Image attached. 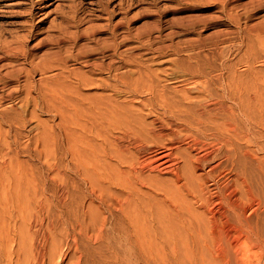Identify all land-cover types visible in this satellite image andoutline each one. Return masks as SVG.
<instances>
[{
  "label": "bare ground",
  "instance_id": "obj_1",
  "mask_svg": "<svg viewBox=\"0 0 264 264\" xmlns=\"http://www.w3.org/2000/svg\"><path fill=\"white\" fill-rule=\"evenodd\" d=\"M4 1H9L8 5L11 7L24 5L27 1L31 9L38 5L36 12L34 9L28 12L29 17L35 19L42 10L43 2L48 3L46 7H51L57 0H37L35 2L21 0L18 3H14L15 0H0V3ZM239 1L225 0L220 6L223 7L226 18L234 22L241 33L237 41L238 47L234 45L239 50L255 51L257 46L264 44V18L259 22L248 20L253 17V13L246 12V10L245 19L247 20L241 24L240 19L243 15L240 14L239 17L238 12L237 14L233 12V9L239 7ZM75 6L71 11L72 19L77 17L78 11L80 12V10L75 11ZM84 11L86 9H83ZM67 14L59 12V15H56L60 17L61 22L51 27L50 31L53 30L58 35H53L55 38L50 40L52 43L48 40L55 48L48 51L49 53H44V57L40 54L42 57H38V62H35L37 55L32 52L34 49L24 50L22 44L18 49L15 50V45L14 50L12 48L5 52L6 55H0V205L5 190L15 193L17 199L25 196V205L27 207L34 205L36 208L33 215L29 213L32 215L29 221L34 220L40 230L43 228L40 214L44 211V204L49 214L50 212L52 214L54 209L56 213L52 216L56 215V219H53L56 223L52 222V225L48 223L51 228L48 227L46 230L50 234L48 237L43 236L45 238L43 243L46 246V243L51 241L53 233V237L58 239V242L54 240L58 243L56 251L64 245L63 238L67 240L72 237L75 242V239L79 237L75 235H80L89 242L97 243L101 256L109 260L106 263L101 259H95L93 255L98 248L94 249L86 245L84 250L88 258L85 261L89 264H147L146 251L149 245H156L157 248H155L161 251L160 254L167 251V259L170 263L165 262L166 264H242V262L245 264L242 247L240 248L242 236L253 241L255 245H259L258 248L261 245L264 250V236L262 238L260 224L257 220L252 221L246 217L245 210L240 204L241 197L238 194L240 192L237 190L239 189L238 184L245 183L248 177L250 179L259 171L261 159L256 152L264 151V143L263 141L259 143L257 139L264 140V133L261 131L264 130V111L263 107L256 109L255 105L245 103L241 97L236 95L233 82L225 79L222 74L218 73L219 77L212 78L213 71L226 68L224 62L226 49L224 50L223 47L215 49V56L211 54L212 61L210 56L208 57L199 50L200 46L195 48L191 45L187 49L185 52L187 65L178 82L185 85L189 83L191 87L190 90L187 88L176 90L175 93L180 94L178 100L168 96V91L164 90L165 86L158 88L155 83L159 81L153 83L154 86L150 81L151 85L147 87V84H150L148 82L146 94L143 93V96L148 95V100L142 101L140 98L147 110L145 113L141 111V115L152 117V120L147 122L146 118L135 114L136 111L140 113L136 108L133 109L136 106L126 104L129 100L134 98L136 100L137 93H139L137 85L131 81L133 78L130 79L127 73L116 72L120 67L118 70L115 69L116 71L113 67L116 61L115 51L119 44L117 38L120 37H117L116 29L120 22L119 24L113 23L110 39L101 41L96 39L98 42L90 46L86 44L87 47L81 42L82 38L92 41L98 29L87 32L85 28L86 32L81 31V33L78 30L73 33V29L71 33L70 28L64 24L68 20ZM76 22L79 24L80 21ZM36 27L29 31V37L38 35L39 28ZM129 33L123 36L124 43L131 37ZM140 36L142 35L137 34L136 38L140 39ZM23 40L25 41L22 39L20 42ZM99 48L113 50L110 54L112 57L108 58L107 62H104L105 59H99V56H91ZM169 49L176 52L182 51L172 44L158 46L155 51L159 53ZM87 54L90 57L86 58ZM19 57L28 60V67L25 61L16 60ZM81 57L86 67L84 72L76 68V64H80ZM69 62H73L72 65L76 66L69 67L71 65ZM49 71L53 73L34 79V74L39 72L41 75ZM105 73L109 76L108 81L98 82L104 79L102 75ZM11 82H16L18 85L8 89V84ZM141 87L143 89V86ZM86 89H100L102 93H97L98 95L92 98L89 96L91 98L89 99L83 93ZM191 90L195 96L191 95ZM106 91L114 95L105 94ZM118 94L123 95L121 97L123 99L119 100ZM21 101L33 105L34 109L29 114L32 119H36L39 129L38 136H35L34 141L29 138L26 147L32 143L36 145L35 141L38 142L41 136H49L52 127L47 121L40 120L35 110L59 117L60 124L70 123L80 126L82 149L80 148V166L75 167V173L80 179V184L82 183L85 187L84 198L89 199L91 204L92 202L96 204L93 205L94 208L90 205L83 209L80 221L75 225L70 222L64 210L66 204L64 198L69 188L66 180L59 175L46 176V178L44 174L35 178L31 176L30 179L34 181L28 182V187L24 192L20 184L22 180L19 177L21 173L19 162L17 163L16 157L3 153L1 125L8 124L9 118L13 120L10 112L15 113L17 118L19 117V123L27 119L20 117V110L15 108L14 104ZM24 115L25 113L22 114ZM79 117L80 123L78 122ZM19 126L24 125L19 124ZM20 152L31 154L29 149ZM250 155L253 157L250 158ZM6 159H9L8 163ZM217 160H224V166H221L220 162L213 163ZM47 167L53 168L49 164ZM204 168L207 170L204 171ZM156 171L171 174V177L166 179L156 174L153 175ZM223 171L233 175L232 181L235 182L236 190L228 182L222 181L221 183L216 179L219 174L224 175ZM4 176H7L5 178L7 184L3 181ZM48 179L55 185L49 186ZM27 207L22 209V212ZM253 214L258 216L257 210H253ZM224 225L231 226L233 231L228 232L223 228ZM36 232L30 235L31 241L32 239L34 241ZM201 245L202 247L199 248ZM21 248L19 247L16 253L17 264L22 254ZM31 251H33V246ZM153 251L156 250L153 249ZM12 254L9 251L3 254L0 244V259L7 257L8 264H11L15 261L12 260ZM149 254L150 252L148 256L158 257L156 252V256ZM161 256L160 260L164 261L165 259ZM153 257L150 260H154ZM164 257L166 258V255ZM154 262L153 264H159L157 261ZM255 262L253 264L259 263ZM261 264H264V261Z\"/></svg>",
  "mask_w": 264,
  "mask_h": 264
},
{
  "label": "rangeland",
  "instance_id": "obj_2",
  "mask_svg": "<svg viewBox=\"0 0 264 264\" xmlns=\"http://www.w3.org/2000/svg\"><path fill=\"white\" fill-rule=\"evenodd\" d=\"M19 1L21 0H15L14 3H18ZM33 1L35 2L37 0H33ZM221 1L222 0L219 1L218 0L215 1L214 0L213 1L212 0H97V1L75 0L74 2V0H57L51 7H46L48 3L46 4L45 2H43V4H41L42 10L35 19H31L28 15V12L33 9L34 12H36L39 8L38 5H35L34 7L32 6L33 8L31 9V6L29 5V3H27L29 1H27L26 4L24 5H20V6L16 5L11 7L8 5L9 1H4L0 3V45H1L0 55L1 56H3V54L6 55L5 54L6 51H10L12 50V48L14 50L15 45H16L15 48L16 50L20 47V44H22L24 50H28L31 48L34 49V51L32 52L36 53L35 55H37L35 62H38L39 61L37 60L38 57L39 58L42 57L41 56L42 54L44 57L45 56L44 53L45 54L49 53L51 50L55 48L52 47L53 45H51L48 42V40L50 41L53 38H55L53 37V35L54 36L58 35L57 32L53 30H51L52 31L51 32L50 29H52L51 27H53L57 23L61 22L60 17L56 16L59 15V12H63L65 14L68 13L67 14L68 20L64 24H66L68 28H70L69 31L71 33L73 29H74L73 33L75 32V30L80 31L81 33V31L86 32V30H88L87 32H89V30L92 31V29L94 30L98 29L97 31L99 33L98 32L96 33L95 38H93L92 41L82 38L81 42H83V44L85 43V45L89 44V46L94 42H98V40L96 39H100V41L105 39L106 40L110 39L109 37H111V29L114 26L113 23L119 24L120 22L119 27L116 29L117 37L119 36L120 37L117 38L118 40L117 42H119V44L117 46L118 48L116 49L117 51H115L114 59L116 61H114L113 67L114 70L115 69L118 70V68L120 67L118 71L116 70L115 71L118 72L119 74L127 73L128 77L130 76L129 77L130 79L133 78L131 80L133 84L137 85L136 86V88L138 87L137 92H139L137 93L138 97L136 96V100L135 98L133 99L135 102L133 100H129L127 101L126 104L129 103V105L131 106H136L133 107V109L136 108V110L140 111V113H138L137 111L135 113L137 115L139 114L138 116L144 117V115H141V111H144L142 113L147 112V110L143 106L142 101L143 100L147 101L148 95L143 96V93L145 92L144 94H146V88L151 85V82L152 85L154 86L153 83L159 81L156 82L155 85L157 84L156 86L160 89L165 86L164 90L165 91L167 90L168 96H171V99L174 100H178L177 98H180V94L177 95L175 93L176 90L180 91L181 89L182 90L185 88L189 89L191 87L190 86L191 84L189 83L185 85L184 83L178 82V80L182 78L183 69L185 68V65H187L185 52L187 51V49L191 47V45L192 46L194 45L195 48L196 46L198 47L200 46L199 50L202 53L204 52L203 54L207 55L208 57L210 56L209 58L211 61L213 60L212 56L213 57L215 56L216 53L215 49L217 50L218 47H223L224 50L226 49L225 50L226 52L224 51L225 52L224 62L226 68L221 71H216V72L213 71L212 78L214 77L215 79V77H219V75L222 74L225 77V79L229 80L231 83L233 82V87L234 90L236 91V95L241 97V99L244 100L245 103L249 102L250 104L255 105L256 109H260L261 107H263V111H264V104H263L264 44H261V46L260 45L257 46L255 51L249 49L239 50V48H237L238 47L237 41H239L241 37L240 35L241 33L239 31L238 26L234 24V22H230L231 20L229 21V19L226 18L227 15L224 12V10H222L223 7L220 6V4L222 5L223 1L225 0H223L222 2ZM239 2L238 3L242 5V7L239 5V7L233 9V12L236 14L238 12L237 15L239 17L243 15L241 16L240 19L242 21L240 22L241 24L245 22V20H247L245 19V15H246L245 13L248 11L250 13H253V17H252L253 19L250 18L248 20L251 21L253 20V22H259L263 20L264 18L263 0H259V1L240 0ZM78 3H80L79 6ZM74 6L76 7L75 11L80 10V12L78 11V13L81 14L80 15L78 14L79 17L77 15L75 19H72L71 11L72 9H74ZM82 8L86 9V11L83 12ZM90 10L93 11L91 12ZM223 13H225V15ZM41 20H43V22H41ZM78 20L80 21L79 24L78 22H76ZM105 25L108 27H106ZM35 27L37 29L39 28V30L37 31L38 35L35 37L33 36L31 38L29 37V31H32ZM101 27L102 28L104 27L103 29L105 31ZM128 33L131 35V37L129 38V40H126L127 42L125 41L124 43V41H122V38ZM137 34L142 35L140 36L141 37L140 39L136 38ZM158 34L160 35V37ZM22 39H25V41L23 40V42H20ZM45 41L47 44L45 43ZM39 42L41 43L40 45ZM232 42L234 43L232 44ZM215 43L218 45L215 46L216 45ZM171 44L174 45V47H177V49H180L182 51L176 52V51H171L170 49L164 50L165 52L161 51L159 53L155 51V48L158 46L171 45ZM4 45L6 47H4ZM105 50L106 49L103 50V48H99L97 51L95 50L96 52L92 53L91 56H95V57L99 56V59L101 60L105 59L104 62H107L110 59V57H112L110 54H112L113 50H109V49L106 51ZM107 53H109V55ZM83 57H81L82 59L80 58L81 59L80 64H76L77 66L74 65L76 66V68L79 69L78 71L80 72H84L86 70V67L83 65L84 63H82V60H84L85 57L87 58L90 56L89 54H87L84 57V59ZM130 57H133L134 59ZM151 57H156V58L150 59ZM120 59L123 61H121ZM16 60L21 62L25 61L26 67H28L27 66L28 60H24V58L21 57H19V59ZM72 63L73 62H69V64H71L69 67L73 66ZM123 70L126 71L124 72ZM112 72L114 73V71ZM50 73L52 74L53 71L46 72L44 73L45 75L44 74L40 75V73L38 72L34 74V79L36 80V78H39L40 76L44 77L46 76V74L48 76V74ZM108 77H109L108 74L106 75L105 73L102 75V78L104 79L98 82L102 83L104 80L108 81L107 80ZM134 81L138 84L134 83ZM148 82H150V84ZM177 83L180 85H178ZM15 85L18 84L16 82L14 83L11 82L8 84L7 88L12 89V87L14 88ZM141 86H143V89ZM172 89H174L173 92ZM100 92L102 93L100 89L83 90V93H85L89 99H91L92 96L101 94ZM108 93H109L108 91L105 92V94ZM111 94L114 95L112 92L109 93V95ZM193 94L195 96V93H193V90H191V95ZM118 96L120 97L118 98L116 95V97L119 100L123 99L121 98L123 97V95L118 94ZM140 98L142 99V101ZM26 103L27 102L21 101L14 104L15 108L20 110L21 113L20 117L27 118V119L25 118L26 121H23L24 124L21 122L19 123L18 120L19 117L17 118L14 115L15 113L13 114V112H10L12 113L11 114L12 119L14 120L16 118L17 120L15 119V122L13 120L11 121V118H9L10 117L9 116L8 117L9 120L7 122L8 124L4 123L3 125H1L2 134H3V144H2L3 153H8L9 156L16 157L17 163L19 162V166H20L19 168L21 170L19 177L21 178L22 182L21 180L19 179L18 180L19 182H21L20 184L24 192L28 187V182L34 181V179H30L31 176L35 178L44 174L43 176H45L46 178V176L52 177L53 175H59L61 176V178L66 180V184L68 185L69 188H68V194H66L64 198L66 200L64 210L66 211L67 217L70 219V222L73 225H75L80 221V215L82 213V210L90 205H91L90 207L94 208L93 205L96 204L95 202H92L93 204H91L89 202L90 201L89 199L84 198L85 187L83 186L82 183L80 184V179L77 177L75 173V167L80 166V148L82 149V146H80V126L70 123L60 124L59 117H53L50 114L42 113L39 110L37 111L35 110L34 112L36 116H38L40 120L47 121L49 125H52V127L49 136L47 137L41 136L38 142L35 141L37 143L36 145L35 143H32L29 147H26V145L29 142V138H31V140L34 141L35 136H38V131H39L38 126L36 124L37 123L36 119L34 118L32 119L30 115L34 109L32 107L33 105L31 103L30 104L29 103L26 104ZM21 109L24 111H22ZM24 113L27 116L25 115L22 116V114ZM8 115L10 114L8 113ZM144 118H146L147 122L152 120L151 116ZM78 122L80 123V117ZM19 124L24 126H19ZM261 131H263L262 133H264V130ZM257 140L259 143L262 141L264 143V140H260V139ZM26 149H29V152L32 154V156L31 154L28 155L26 153L20 152L21 150H26ZM256 155H259L258 157H260L261 159L260 168L258 169L259 171L255 173L253 177L251 176L250 179L248 177L245 183L241 185L238 184L237 186L239 189L235 188V184H234L235 182L232 181L233 175L231 173H229L230 174L229 176L227 172L224 173L223 171L224 175L219 174L220 177L218 176V178L216 179L221 183L222 181L228 182L229 185H233L234 189L235 190L237 189L238 192L241 193L238 194L241 197L240 204L245 210V215L246 217L250 218L252 221L257 220L259 222L260 229L262 230V238H263L264 236V186H263L264 163L262 164V162H264L263 160L264 151L261 152L258 151L256 152ZM251 156L252 155H250L249 157L252 158L253 156L252 157ZM6 160L8 163L9 159ZM221 161L217 160L214 161L213 163L220 162L221 166H224L225 164L224 160ZM48 164L52 165L53 168L47 167ZM206 170L207 168H204V171ZM155 174L157 176L159 175V177L166 179L171 177L170 176L171 174L168 173H159L156 171L153 172V175ZM6 177L7 176H4L3 179L5 184H7L6 182L7 180L5 179ZM47 182L49 186L55 185L50 179H48ZM224 183L225 182H223V184ZM233 187L231 186V188ZM25 203H26L25 196L22 197L21 199H17L15 193L9 192L7 190H5V193H3V197L0 205V244L2 247L3 254L6 253L7 251L13 253L12 260L15 261H13L11 264H17L16 253L19 247L23 248V250L21 248L22 254H20L21 256L19 258L20 264H74L75 258L77 261L75 264L88 263L85 261V259L88 258L84 250L85 246L88 245L94 249H97L98 248L97 243L89 242L86 239L81 238L80 235H75V237L79 236L80 238L77 237V239H75L76 240L75 242L73 241L72 237H69L67 240L63 238V243L65 242L67 244L65 245L64 243L62 248L60 247L55 251V248L58 245V243H56V241L58 242V239L53 237V233H52L51 241H48L45 246V243H43V241L45 242V238L43 236L48 237V234H50V232H48V230L46 229L48 227L51 228V225L53 224L52 222H54V224L56 223V221L53 220L56 219V215L54 216L55 218L52 216L54 215V213H56V211L53 209L52 211L53 213L51 214L50 212L49 214L47 206L46 204H44L43 207L44 211L43 213L40 214L41 215L40 219H42L41 220L43 227L42 229L44 230L43 231L42 229L40 230L38 224L34 220H32L31 222L29 221L30 217L36 211L35 210L36 208L34 207V205L31 206L29 205L27 207ZM25 207H27V209L24 212H22V209H24ZM253 210H257L258 216H255L253 214ZM29 213H32V215H29ZM48 223H50L51 225ZM223 228L225 230H228V232H230L231 230L233 231L232 227L229 225H224ZM32 232H36L35 234L37 236L34 237V241L33 239L32 241L30 240V235L32 234ZM42 233H45L46 235ZM57 237L60 238L59 236ZM78 238L80 242L77 241ZM241 239L242 240H240L241 241L240 248L242 247L241 248L243 252L242 254L244 255L243 261L245 260V264L246 263L253 264L257 259L258 260L256 262L257 263L259 262L258 264H261L264 261L263 247H261L260 245V247L258 248L259 245H255L253 241H249L243 236L241 237ZM77 242L81 246H78L79 244ZM74 243L77 244V245L75 244L76 249H74L75 247H73ZM32 246H33V251H31ZM149 246H148V250L146 251L147 253L146 261L148 260L147 264H150L153 260V259L150 260V258H152L153 256L152 257L148 256L149 252L152 255H154L156 252L158 257L157 258L153 257V258L155 259L159 258L158 259L159 261H163V259L160 260V256L163 255V257L162 256L161 257L164 258L165 260L163 262H160L161 264H166L165 262H169V260L167 259V255H168L166 253L167 251L162 252V254H160L161 251L159 249H156L157 248L156 245L155 246L152 245L154 248L152 246L150 247ZM201 247L202 245L199 246V248ZM39 248H41L42 250ZM43 248H45V250H43ZM153 249L156 251H153ZM261 250H263L262 251L263 253L261 252ZM75 252L78 258L75 257L76 256ZM164 255H166V258L164 257ZM93 256L95 259H101L106 263L109 261L108 259H105L101 256V252L99 248L96 250V253ZM155 259L153 260V263H155L154 261H157L159 263V261ZM1 260L4 264H8L7 257L0 259V263L3 264ZM242 264H244V262H242Z\"/></svg>",
  "mask_w": 264,
  "mask_h": 264
}]
</instances>
